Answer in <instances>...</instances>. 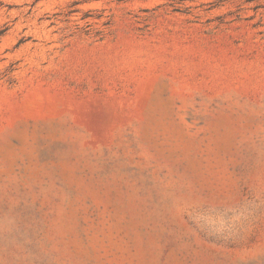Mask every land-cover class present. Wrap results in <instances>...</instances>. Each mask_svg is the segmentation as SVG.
<instances>
[{
  "label": "rangeland",
  "instance_id": "1",
  "mask_svg": "<svg viewBox=\"0 0 264 264\" xmlns=\"http://www.w3.org/2000/svg\"><path fill=\"white\" fill-rule=\"evenodd\" d=\"M0 264H264V0H0Z\"/></svg>",
  "mask_w": 264,
  "mask_h": 264
}]
</instances>
